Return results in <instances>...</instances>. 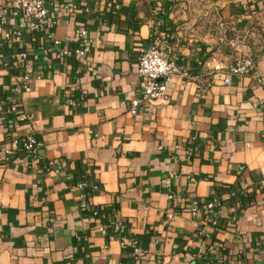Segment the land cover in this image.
<instances>
[{
  "label": "crops",
  "instance_id": "obj_1",
  "mask_svg": "<svg viewBox=\"0 0 264 264\" xmlns=\"http://www.w3.org/2000/svg\"><path fill=\"white\" fill-rule=\"evenodd\" d=\"M47 1L62 48L0 0L32 59L15 95L30 117L0 113V141L43 139L0 164V264H264V0ZM82 22L92 41L77 57ZM158 35L182 72L134 114L140 56ZM256 48L252 72L225 83ZM13 52L0 42V98L20 71ZM116 220L135 256L99 229Z\"/></svg>",
  "mask_w": 264,
  "mask_h": 264
},
{
  "label": "built area",
  "instance_id": "obj_2",
  "mask_svg": "<svg viewBox=\"0 0 264 264\" xmlns=\"http://www.w3.org/2000/svg\"><path fill=\"white\" fill-rule=\"evenodd\" d=\"M9 12L13 15H23L29 22V29L45 38L51 39L56 47L62 48L63 41L57 37L54 27L57 19L51 14L49 3L47 0H7ZM157 25L161 24V20H156ZM24 30L20 27L9 25V17L4 7H0V42L4 41L11 48H14L13 57L20 69L16 80L11 84L9 90L0 98V113L18 114L19 118L25 120L30 115L20 113L19 106L16 102L15 95L25 86L31 79L30 70L32 69V59L30 51L23 45ZM77 45L75 54L77 57H84L91 47V36L89 28L85 23H81L77 28ZM209 66L211 62H208ZM255 66V59L251 54H245L232 62L225 69L227 76L225 83H230L232 75L251 73ZM138 70L146 78V82L141 92L131 99L130 111L136 114L141 107H145L148 103L156 98L165 97L169 82L173 75L180 74L182 67L178 63L177 57L170 56L165 48V41L161 36H157L154 43L144 49L139 60ZM43 145V139L36 134L35 131H28L23 135H16L10 138L8 143L0 141V164H7L12 160V156L18 150H23L28 153H36ZM60 163V161L58 162ZM80 188H87L89 182L87 180L77 181ZM94 189H98L97 183L90 184ZM81 205L87 206V193H82ZM217 202V197L207 201L203 205L206 213H209L214 208ZM95 214H98V209H95ZM212 225H219L220 221L213 215L210 216ZM109 228L120 235L123 245L132 244L133 255L139 252V248L126 234V224L122 220L110 222V224H102L99 229L103 233L109 232Z\"/></svg>",
  "mask_w": 264,
  "mask_h": 264
},
{
  "label": "trees",
  "instance_id": "obj_3",
  "mask_svg": "<svg viewBox=\"0 0 264 264\" xmlns=\"http://www.w3.org/2000/svg\"><path fill=\"white\" fill-rule=\"evenodd\" d=\"M232 36H233V34H230V37H232ZM250 45H251L252 48H254L255 43H253V41H251L250 42ZM261 52H262V50L261 49H258V48H256L255 50H253L252 56L254 57L255 61H256V59L258 58V56H259V54Z\"/></svg>",
  "mask_w": 264,
  "mask_h": 264
},
{
  "label": "rangeland",
  "instance_id": "obj_4",
  "mask_svg": "<svg viewBox=\"0 0 264 264\" xmlns=\"http://www.w3.org/2000/svg\"><path fill=\"white\" fill-rule=\"evenodd\" d=\"M251 41H253L254 39L252 38V39H250ZM254 43V42H253Z\"/></svg>",
  "mask_w": 264,
  "mask_h": 264
}]
</instances>
